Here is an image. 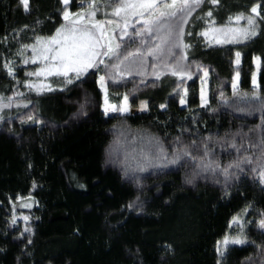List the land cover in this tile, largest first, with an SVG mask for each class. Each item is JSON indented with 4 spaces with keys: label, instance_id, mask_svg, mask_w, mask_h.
Listing matches in <instances>:
<instances>
[{
    "label": "trees",
    "instance_id": "1",
    "mask_svg": "<svg viewBox=\"0 0 264 264\" xmlns=\"http://www.w3.org/2000/svg\"><path fill=\"white\" fill-rule=\"evenodd\" d=\"M107 1L70 0L68 10ZM253 6L257 35L218 44L201 34L246 28ZM64 7L29 0L25 11L20 0H0V264H264V0H202L185 26L186 74L107 80L111 104L153 106L116 115L102 110L104 64L67 85L27 75L42 66L32 62L37 37L67 23ZM136 30L121 55L144 47ZM41 81L53 90L37 94ZM79 90L89 97L74 106ZM14 212L28 215L30 232ZM226 238L244 242L222 246Z\"/></svg>",
    "mask_w": 264,
    "mask_h": 264
},
{
    "label": "snow or ice",
    "instance_id": "2",
    "mask_svg": "<svg viewBox=\"0 0 264 264\" xmlns=\"http://www.w3.org/2000/svg\"><path fill=\"white\" fill-rule=\"evenodd\" d=\"M60 2L65 6L62 16L67 23L58 28L56 34L51 38L42 39L37 37L36 45L32 46V62L34 64L39 62L42 66L35 72L27 73L28 76L63 77V84L67 85L72 84L74 78L76 80L80 79L82 74L90 68L99 70L100 64H104L106 68L110 66L114 70V76L130 74L133 68L139 71L140 68L145 66L144 58L146 57L152 58L153 75L156 79H160L164 69L170 71L173 76L186 74L185 66L181 62L187 59L186 55H181L175 62H173L172 57L177 55L176 49L184 53L190 47L183 40L186 34L183 25L188 22V17L200 6L202 0H118L117 3L109 5L112 8L111 15L118 18L115 22L111 19L94 20L93 17L97 8L94 2L89 4L90 10L86 13L82 11L75 14L68 10L70 0H60ZM210 2L215 5L218 0H210ZM20 3L27 11L29 0H20ZM250 12L252 15L247 17L246 28L241 29L225 25L219 28L212 27L211 35L208 30L201 34L206 39L214 40L218 44L255 36L257 35L255 18L259 15L258 6H253ZM206 16L211 17V12L206 13ZM133 17L136 18L137 23L142 24V28L137 29L135 35L141 38L144 47L121 55L119 51L121 43L124 36L128 35V28L131 26L130 22ZM233 19L238 22L243 19V16L241 14L234 18L229 17V22L231 23ZM113 23H115V27H110ZM117 31L120 32L119 43L115 42L117 39L115 35L109 34ZM187 34L191 35V33ZM149 40L153 41L151 45L148 44ZM236 57L238 63L239 52L236 53ZM113 58L118 62L111 63ZM158 64L162 65L161 71H156ZM5 69L10 76L13 75L11 62L5 64ZM204 71L205 76H207V71ZM70 74H74V77ZM104 80L105 77L101 76L100 81ZM252 83L253 89H255L257 87L255 73H253ZM25 87H37V85L25 82ZM101 87L103 89V84ZM233 89H236L235 77L233 78ZM44 90L52 91L53 88L51 84L41 81L37 87V94ZM253 97L256 98L255 91ZM125 100H127V97H125ZM180 103L182 105L185 103L183 96L180 98ZM205 103L206 100L202 90L201 104ZM160 107L164 108L165 105L161 104ZM125 110V107L120 108L121 112ZM105 112H107V109H105ZM28 119L31 120L33 117L29 116ZM36 122L39 123L38 120ZM232 146L235 147V144ZM184 155H188V153L185 152ZM178 158L174 157L172 162L175 163ZM244 160L251 163L248 157H245ZM242 162L238 161L235 164L228 165L223 169L224 174L229 175V168H238ZM187 182L191 183V180ZM261 183H264V172H261ZM262 216H264V213H262ZM233 220L238 222L237 217H233ZM257 223L260 228L264 229V219L259 220ZM228 242L226 238L225 245ZM243 242L240 238L231 240L233 244Z\"/></svg>",
    "mask_w": 264,
    "mask_h": 264
},
{
    "label": "rangeland",
    "instance_id": "3",
    "mask_svg": "<svg viewBox=\"0 0 264 264\" xmlns=\"http://www.w3.org/2000/svg\"><path fill=\"white\" fill-rule=\"evenodd\" d=\"M117 2H118V0H108L105 3H102V2L96 3V5H97L96 14L93 17V19L94 20H109V19H111V20H113L115 22L118 18L111 15L112 8L109 5L117 3ZM78 5H81V7H83V4H81V3H79ZM89 10L90 9H89V6H88L86 8H80L75 13L82 12V11L86 13ZM75 13H73V14H75ZM188 19H189V17H188ZM138 24L139 23L136 22V18L135 17L131 18V22H130L131 26L128 28V35L124 36L123 40L126 39L127 36H129L133 30L139 29V27H137ZM186 24L183 25L184 29H185ZM110 27H115V23H113V25H111ZM109 34L110 35H115V37L117 38L115 42H118V43L120 42V40H119L120 32L119 31H117L115 33H111L110 32ZM210 35H211V33H210ZM37 47H38V45H37ZM175 51H176L177 55L175 57H172V58H174V62L181 55H184V53H181L179 49H176ZM105 59H107V58H105ZM144 59H145V66L143 68H140L139 71H137L135 68H133V70H132V72L130 74H125V75H122V76H114V70L109 66L107 68L106 67L104 68V73L106 75L105 76V80L104 81H100V77L97 78L98 79V84L100 86V89H101V92H102V96H103V98H102V110L104 111V113L106 115H116V114H119V113H126V114L141 113V112L148 111V110H150L153 107L152 105L147 104V105H142V106H140L138 108H130V107L127 106V104H126L127 101H125V100H122L119 106H117L115 104H111L109 102V98L107 96V91L105 89V82L107 80L111 81L112 83H116V82L123 81L124 79L130 78V77L140 76V74H141V77H143V76L146 77L147 75H148L147 77H149V78L153 77L154 76L153 75V71L154 70L152 71L151 75L148 74V70H147L148 65L151 62H153L152 58L151 57H146ZM117 62L118 61H116L114 58L111 61V63H117ZM181 62L183 63L184 60H182ZM100 65H102V64H100ZM254 67H255L256 84H257V71H258V68H259V61H258L257 58L254 59ZM161 69H162V65L158 64L156 71H161ZM167 71H168L167 69H164L162 71V74L160 75V78L162 76H164V74ZM138 73H140V74H138ZM178 77L182 78L183 75H178ZM102 84H103V89L101 87ZM199 84H200V86H199L200 95H201V91L202 90L206 94L207 86H206L205 72L200 76ZM252 86H253V83H252ZM183 88H184V86H183ZM183 88H182V90H183ZM205 94H204V97L206 96ZM88 97H89V94L87 92H85L83 90H79L77 92V94L73 97L72 104L74 106L75 105L77 106V101H81V102L85 101L86 102ZM121 107H125L126 110L121 112L120 111ZM105 109H107V112H105ZM27 217H28L27 214H20V213H15V212L13 213V219H14V221L16 223H18L21 226L22 232H30L31 231V229L28 226L25 225ZM231 240L232 239H228L229 242L227 243V245L228 244H233V243H231ZM224 241H225V239H224ZM224 241L222 242V246H226Z\"/></svg>",
    "mask_w": 264,
    "mask_h": 264
}]
</instances>
